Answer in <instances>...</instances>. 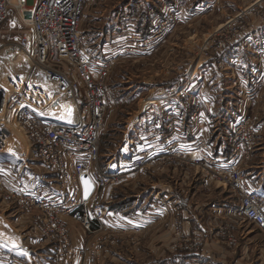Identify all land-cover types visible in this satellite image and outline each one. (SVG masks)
<instances>
[{"label": "rangeland", "instance_id": "obj_1", "mask_svg": "<svg viewBox=\"0 0 264 264\" xmlns=\"http://www.w3.org/2000/svg\"><path fill=\"white\" fill-rule=\"evenodd\" d=\"M251 5V11H245ZM263 16L264 0H86L81 23L84 43L102 60L113 62L107 81L108 106L100 137V162H103L105 153L110 157L126 156L130 149L128 144L134 148L146 146L134 132L125 137L124 128L128 117L149 111L147 106L152 105L156 112L160 109V122L173 111L164 107L165 104L176 98L186 106L183 112L186 120L196 109L201 111V104L209 101V94L200 91L202 86L198 78L205 73L208 74V84L212 82L213 87L219 84L224 87V103L231 114L249 119L252 145L248 154L242 151L241 169L251 187L264 186ZM232 40L234 44L230 46L228 41ZM229 57L234 58L233 64L228 61ZM185 72L194 74L192 84L187 82L189 75ZM175 84L185 91L178 97L166 98ZM188 97L190 103L186 102ZM145 99L152 100L144 104ZM259 123L263 127L257 130ZM17 127H13V134ZM231 135L232 131L225 134L227 140ZM212 136L216 133L209 135V142L216 143L215 151L223 146L228 160L231 150L225 144L211 141ZM204 137V132L194 134L190 130L188 133L191 141ZM12 149L16 151L12 157L8 153L0 157L8 164L22 165L21 160L31 157L29 148ZM32 164V161L27 162L28 172H33ZM176 164L179 165L174 167L163 159L154 166L137 170L129 178L126 176L110 193L111 196L107 193L103 196L102 200L111 197L109 208L105 210L107 204L102 202L104 215L97 226L89 230L66 218L64 237L68 246L74 244L79 252L73 258V253L69 254L66 249L58 262L264 264V230L234 217L238 203L229 187H224L214 175L205 174L201 168L190 166L183 160ZM1 165L5 176L10 178L6 168H11L10 165ZM255 165H259L262 171L256 182L249 174L254 170L249 166ZM19 179L17 175L14 187L35 189L31 181L29 185ZM206 182L208 187H205ZM261 190L264 193V189ZM178 194L189 200L187 207L177 201L174 203L173 200H179ZM175 204L179 212L173 210ZM181 210L185 217L186 214L189 217H182ZM11 212L13 210L0 207V224L3 228L7 224L5 228L10 230L15 241L24 244L21 232L27 228L26 224L29 225L34 213H24L23 218H19L20 212L14 216L9 215ZM125 215L131 219L122 226L120 218ZM144 223L145 228H141ZM22 253L16 254L23 256ZM31 256L37 264H42L41 252L35 251ZM45 256L47 260L55 258V252L45 253Z\"/></svg>", "mask_w": 264, "mask_h": 264}, {"label": "built area", "instance_id": "obj_2", "mask_svg": "<svg viewBox=\"0 0 264 264\" xmlns=\"http://www.w3.org/2000/svg\"><path fill=\"white\" fill-rule=\"evenodd\" d=\"M85 2L0 0V157L7 155L5 150L15 126L28 139L31 153L30 158L20 161L22 165L8 164L5 158H0V207L13 210L11 216L20 212L19 218L24 213H34L27 229L22 230L26 233L21 234L26 238L31 229L37 230L40 237L56 242L54 264H61L58 260L66 249L74 258L79 250L74 244L68 246L64 237L65 219L71 218L87 230L97 226L111 203V197L102 200L103 196L106 193L111 196L129 174L163 159L174 167L179 165L178 160H183L205 174L214 175L237 200L234 217L264 230V195L249 185L241 169L242 151L248 154L252 145L249 119L241 118L229 127L232 135L226 138L231 146L228 160L223 149L215 151L216 143L209 142L207 136L216 129L199 109L187 120L176 109L167 114L163 125L152 120L146 132L138 135L139 141L146 145L144 148L128 145L130 149L124 157L128 162L115 171L102 167L100 137L106 121L107 81L113 62L102 60L84 43L81 23ZM252 8L253 5L245 11ZM233 41H228L230 46ZM193 75L190 73L187 82L192 84ZM170 91L166 98L178 97L185 89L174 86ZM69 107L75 109L73 118L68 114ZM190 130L194 134L204 132L206 138L189 143ZM28 161L33 162L30 168L34 176L26 170ZM1 164L10 165L11 168H6L11 174L9 179L16 181H10L14 186L17 175L21 182L35 178L50 185L39 192L10 187ZM15 168L16 172L10 171ZM83 175L93 185L87 198L83 194ZM102 202L107 204L105 210ZM0 249L9 251L1 246Z\"/></svg>", "mask_w": 264, "mask_h": 264}, {"label": "crops", "instance_id": "obj_3", "mask_svg": "<svg viewBox=\"0 0 264 264\" xmlns=\"http://www.w3.org/2000/svg\"><path fill=\"white\" fill-rule=\"evenodd\" d=\"M228 61L231 64H233L235 62L233 57H229ZM207 73H209V72H207ZM207 75L208 74L204 73L203 75L198 76V78L201 82V86H202V88L200 86V88H201L200 91H206L209 94V101L201 104L202 106H201L200 113H201V115L204 114L205 118L207 119V122L208 123L211 122L213 124L212 126H214L213 129H216V132H215L216 136L210 137V138H212L211 141L217 142V143L219 142V145L225 144V145H227L226 148L231 150V146L229 144H227L228 141L226 140L225 134L226 135L231 134V129L229 127L233 126L236 123V121L243 118L244 115L243 116L240 115L241 116L240 117L239 115L233 116L231 114L230 110H228V108H226L227 105L224 103V99L226 98L225 97L226 92H224V87H222L220 84L213 87L212 85L214 83H212V82L208 84L209 80H207ZM181 78H182V76H181ZM219 79L220 78H218V81H220ZM174 86H176V84L173 85V87ZM193 91H195V90H193ZM187 99H186V102L190 103L191 100L189 99V97ZM180 100L181 99L178 100L176 98V100L166 103L164 107H168L172 110L180 109L181 113H183L184 110L186 109V106ZM158 106H159V104H158ZM228 106H231V105H228ZM147 108L149 109V111H147V112L143 111V112L138 113L135 116L128 117L127 121L129 123L126 122L125 123L126 128H124V130H125L124 133L126 134L125 137L129 136L132 132L142 136V134H144V132L146 131L148 124L151 123L152 120L156 121V122H160V120H161L160 109L158 112H156L155 109H152L153 108L152 105L147 106ZM69 109H70L69 116H70V118H73L75 109L73 110L72 107H69ZM239 110L240 109H237L236 111L239 112ZM218 111L221 112L220 115L217 114ZM163 120H164V118H162V121ZM162 121L160 122V124L164 123V121L163 122ZM129 125H130V128L127 129V126H129ZM262 127H263L262 123H259L256 125L257 130L262 128ZM211 133H212V131L209 133V135H211ZM14 134L17 135L16 132H14ZM209 135L207 137H209ZM143 136H145V135H143ZM204 138H206V135ZM14 139L19 140V143L22 144V147H18L17 145L15 146L14 142H13L12 148H14V147L22 148V149L27 148V146L25 147V142H24L25 136H24V134H23V138H22L23 140L19 136L17 138L14 137L13 140ZM125 139H123V140H125ZM194 140L195 139H193L192 141L190 140L189 143L194 142ZM125 146H127V144H125ZM139 146H141V145H139ZM220 149H223L225 151L223 146H221ZM8 151L9 150H5V153H7ZM15 152L16 151L14 150V153ZM104 155H105V158L103 159V162L101 161L102 166L107 168L110 171H115L119 167L120 164H125L126 162H128V159L124 158V157H127L124 154H122L120 157H118L117 155L114 157H110V155L108 153H105ZM121 159H123V160H121ZM249 168L254 169L251 172H249V174L250 173L252 174V175H250V179H253L255 182L258 181L260 175L262 174V171L259 170L260 169L259 165L249 166ZM9 176L11 177V174H9ZM129 177H130V174H129L128 178ZM7 179L9 180L8 177H7ZM201 180H202V178H201ZM10 181L12 182V180L8 181V183H7L8 186H10V187L14 186V184H12L13 182L11 183ZM30 181L35 186V189H33L32 191H35V190L39 191V190L43 189L45 186L50 185L49 183L44 182L42 179H36L35 180V178L32 180H27V181L25 180L24 182H28V184L30 185ZM40 184H42V185H40ZM206 184H207V182L205 183V187H208ZM252 188L255 191L264 195V193L261 190V189H264V186H261V184L252 186ZM173 201H174V203L177 201V204L185 205L186 207L189 204V200L184 195H179V200H173ZM177 204H175V209H173V210L174 211L176 210L179 212V210L177 209L178 208ZM222 204H225V203H222ZM7 209H6V211H7ZM150 210L152 211L153 209L150 208ZM185 214H186V212H185ZM9 215L8 216L5 215V216L9 217ZM143 215L146 216V214H143ZM181 215H182V217H185L183 210H181ZM186 217H189L188 214H186ZM192 217L194 218L195 216H190V219H193ZM128 219H131V218L127 215L121 217L120 218L121 225L125 226ZM9 221H12V220H9ZM2 226L3 225L0 224V246L4 249L9 250V251H3L2 252V250L0 249V256H1L0 257V264H37L33 260V257L31 256L32 253L35 251H39L42 253V255H43V256H41L42 257V264H54L55 258H49L47 260L45 253H50V254H51V252L54 253L55 247H56V244H55L56 242H50L49 240H45L44 238H41L38 232L35 233L33 230V233H32V229H31L28 237H26V238L24 237V239H23L24 244H20V243L18 244L15 241L14 237H12L11 234L9 233L10 230L5 228V226H8V225L6 224L4 226V228ZM145 226H146V224L144 223V224H142L141 228H145ZM26 227H28L27 224H26ZM29 241H31V242H29ZM22 252H24V253H22ZM16 253H22L23 256H20ZM20 259H22V260H20ZM46 261H49V262H46ZM152 262L154 263V261H152ZM145 264H151V262H147Z\"/></svg>", "mask_w": 264, "mask_h": 264}, {"label": "bare ground", "instance_id": "obj_4", "mask_svg": "<svg viewBox=\"0 0 264 264\" xmlns=\"http://www.w3.org/2000/svg\"><path fill=\"white\" fill-rule=\"evenodd\" d=\"M27 14H28V12H27ZM151 100H152V99H151ZM151 100H147V99H145L144 104L150 102ZM71 110H72V109H71ZM69 112H70V109L68 110V113H69ZM71 112H72V111H71ZM74 112H75V111H74ZM15 132H16L17 135H15V136H14V134L11 135V139L9 140V142H8V146H7V149H6V150H9L7 153L10 154V156H11V155H15L14 150L12 149L13 141H14V140H15V142H14V145H15V146L17 145L18 147H22V144L19 143V140H16V139L13 140V138H14V137L17 138V137L19 136V137L22 139L24 133H23V131H22V129H21L20 127H17V128L15 129ZM24 136H25V134H24ZM22 140H23V139H22ZM16 141H17V142H16ZM24 142H25V147H26V146L28 145V139L26 138V136H25V141H24ZM127 147H128V146H127ZM11 150H12L13 152H12ZM2 155H3V154H2Z\"/></svg>", "mask_w": 264, "mask_h": 264}, {"label": "water", "instance_id": "obj_5", "mask_svg": "<svg viewBox=\"0 0 264 264\" xmlns=\"http://www.w3.org/2000/svg\"><path fill=\"white\" fill-rule=\"evenodd\" d=\"M81 181H82V186H83L84 198H87L89 197V195L91 194L93 190V185L91 181L89 180V178L85 175L81 177ZM86 192H87V195H86Z\"/></svg>", "mask_w": 264, "mask_h": 264}, {"label": "snow or ice", "instance_id": "obj_6", "mask_svg": "<svg viewBox=\"0 0 264 264\" xmlns=\"http://www.w3.org/2000/svg\"><path fill=\"white\" fill-rule=\"evenodd\" d=\"M86 195H87V192H86Z\"/></svg>", "mask_w": 264, "mask_h": 264}]
</instances>
